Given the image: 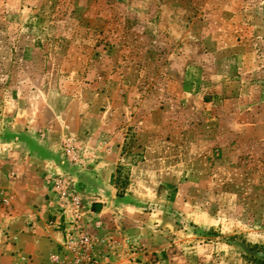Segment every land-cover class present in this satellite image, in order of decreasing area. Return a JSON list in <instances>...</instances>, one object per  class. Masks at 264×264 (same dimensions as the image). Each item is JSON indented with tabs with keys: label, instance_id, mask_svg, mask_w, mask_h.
<instances>
[{
	"label": "rangeland",
	"instance_id": "1",
	"mask_svg": "<svg viewBox=\"0 0 264 264\" xmlns=\"http://www.w3.org/2000/svg\"><path fill=\"white\" fill-rule=\"evenodd\" d=\"M75 197L100 264H247L264 0H0V264L70 262ZM27 210L64 231L51 254Z\"/></svg>",
	"mask_w": 264,
	"mask_h": 264
},
{
	"label": "built area",
	"instance_id": "2",
	"mask_svg": "<svg viewBox=\"0 0 264 264\" xmlns=\"http://www.w3.org/2000/svg\"><path fill=\"white\" fill-rule=\"evenodd\" d=\"M54 184L55 187H68L67 181L64 180L54 181ZM71 206L75 211L74 214H76L77 219L74 222L73 232L76 230L77 233H73L72 235L71 232H68L64 247L72 251L74 258L70 262H63L58 256L55 261L58 264H100V257H98L96 252L98 240L85 229L86 225L81 221L77 213L80 208V199L78 197L73 198ZM89 217H93V215L89 213ZM99 224L96 225L97 228L100 227Z\"/></svg>",
	"mask_w": 264,
	"mask_h": 264
},
{
	"label": "crops",
	"instance_id": "3",
	"mask_svg": "<svg viewBox=\"0 0 264 264\" xmlns=\"http://www.w3.org/2000/svg\"><path fill=\"white\" fill-rule=\"evenodd\" d=\"M20 214H22L21 215L23 216L22 218H24L27 223L30 221L29 216L31 217V220L34 219L35 227L37 228L35 233L31 232L33 233L31 237L30 236L21 237L23 241L27 242V244L23 245V248L25 249L26 252L34 253L37 257L42 255V253H44V255L46 256L48 253L51 254L52 252H54V249L56 247L64 243L65 240L64 231H56L52 227L48 226L47 223H45L47 218L45 211H43V213H36V212L31 213L27 210L26 212L22 211ZM39 218H42L43 220L41 219L42 221H40ZM26 222H24L25 227L27 224ZM28 243L30 244L33 243L34 245H36L37 248L34 245L32 248V245H29ZM48 245L50 246L49 248H47Z\"/></svg>",
	"mask_w": 264,
	"mask_h": 264
},
{
	"label": "trees",
	"instance_id": "4",
	"mask_svg": "<svg viewBox=\"0 0 264 264\" xmlns=\"http://www.w3.org/2000/svg\"><path fill=\"white\" fill-rule=\"evenodd\" d=\"M243 259L247 264H264V246L243 242L239 245Z\"/></svg>",
	"mask_w": 264,
	"mask_h": 264
}]
</instances>
